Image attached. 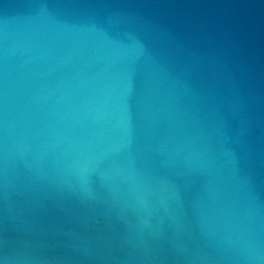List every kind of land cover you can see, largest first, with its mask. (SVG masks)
I'll return each instance as SVG.
<instances>
[{"label":"water","instance_id":"1","mask_svg":"<svg viewBox=\"0 0 264 264\" xmlns=\"http://www.w3.org/2000/svg\"><path fill=\"white\" fill-rule=\"evenodd\" d=\"M0 264H264V0H0Z\"/></svg>","mask_w":264,"mask_h":264}]
</instances>
